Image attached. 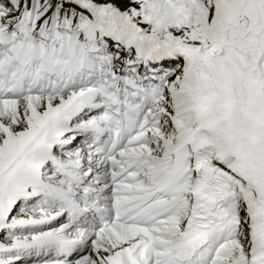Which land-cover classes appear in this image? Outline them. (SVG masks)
Here are the masks:
<instances>
[{"label":"snow or ice","instance_id":"obj_1","mask_svg":"<svg viewBox=\"0 0 264 264\" xmlns=\"http://www.w3.org/2000/svg\"><path fill=\"white\" fill-rule=\"evenodd\" d=\"M0 264H264V0H0Z\"/></svg>","mask_w":264,"mask_h":264}]
</instances>
